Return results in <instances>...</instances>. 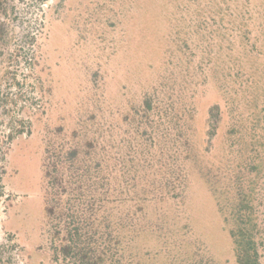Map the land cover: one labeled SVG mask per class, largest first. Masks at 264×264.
Masks as SVG:
<instances>
[{"label":"rangeland","instance_id":"1","mask_svg":"<svg viewBox=\"0 0 264 264\" xmlns=\"http://www.w3.org/2000/svg\"><path fill=\"white\" fill-rule=\"evenodd\" d=\"M264 264V0H0V264Z\"/></svg>","mask_w":264,"mask_h":264},{"label":"trees","instance_id":"2","mask_svg":"<svg viewBox=\"0 0 264 264\" xmlns=\"http://www.w3.org/2000/svg\"><path fill=\"white\" fill-rule=\"evenodd\" d=\"M237 264H259L257 243L249 225H237L230 231Z\"/></svg>","mask_w":264,"mask_h":264}]
</instances>
